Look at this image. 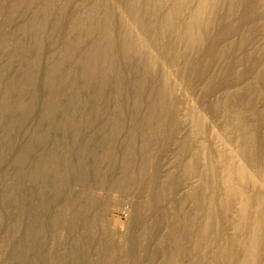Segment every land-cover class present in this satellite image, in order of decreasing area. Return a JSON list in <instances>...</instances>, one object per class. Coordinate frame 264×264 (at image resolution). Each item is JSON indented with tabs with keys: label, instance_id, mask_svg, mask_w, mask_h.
Instances as JSON below:
<instances>
[{
	"label": "bare ground",
	"instance_id": "6f19581e",
	"mask_svg": "<svg viewBox=\"0 0 264 264\" xmlns=\"http://www.w3.org/2000/svg\"><path fill=\"white\" fill-rule=\"evenodd\" d=\"M251 43L264 0H0V264H264ZM238 66L255 80L242 93ZM89 187L150 200L120 247Z\"/></svg>",
	"mask_w": 264,
	"mask_h": 264
},
{
	"label": "rangeland",
	"instance_id": "374dc122",
	"mask_svg": "<svg viewBox=\"0 0 264 264\" xmlns=\"http://www.w3.org/2000/svg\"><path fill=\"white\" fill-rule=\"evenodd\" d=\"M249 49V53L254 54L255 57L261 58L262 55H264V47H257L254 44H248L247 45ZM245 47L243 45H239L238 49L239 51H242ZM237 75V81L238 84L232 87V90L239 93L243 92L244 90L249 88V86H253L255 83L254 76L246 72L245 68L243 66H238V70L235 73ZM240 84V85H239ZM239 85V86H238ZM243 85V86H242ZM191 103L194 104V101L191 100ZM200 110L197 112V114H200L202 107L199 108ZM258 114L262 118H264V102H261L259 100H256L254 102V105L251 107H246L245 111V117L252 122L253 117ZM214 134L223 136L224 132L220 126V123H215L213 127ZM205 140L206 138L204 136H201L199 140ZM182 145L179 146L176 150L180 152L182 149ZM171 174L177 173V168L175 166H172L170 169ZM78 188V189H77ZM84 189V188H83ZM81 186H72L71 191L73 190H83ZM87 193L91 197H98L96 198L98 200L96 207L89 210V215L94 218V221L98 223L99 225L105 226L108 224L110 227H115V241L117 247L121 246L122 237L120 236L121 232H123L125 229H127L131 223H132V216L135 212V209L137 208L135 205V201L139 200L145 205L150 204V200L147 198L138 199L133 195L126 194L123 192H120L116 188H102V187H92L86 189ZM171 193V192H169ZM71 195L70 192L68 194L67 200L69 203L65 206V208L62 211V221L63 225L59 229L58 232V238H57V247L58 250L62 247L64 242L67 240V238L70 235V228H71V222L73 218V211L76 210L77 206L76 204L72 205L70 204L72 199H70ZM137 199V200H136ZM69 224V225H68ZM146 225L149 227L152 225V220L150 217L146 218ZM93 225H89L91 227ZM114 229V228H113ZM121 230V231H120ZM62 258L60 256V252L56 251L53 256V264H63Z\"/></svg>",
	"mask_w": 264,
	"mask_h": 264
}]
</instances>
